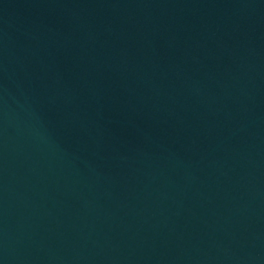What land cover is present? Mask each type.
<instances>
[{"label":"water","instance_id":"obj_1","mask_svg":"<svg viewBox=\"0 0 264 264\" xmlns=\"http://www.w3.org/2000/svg\"><path fill=\"white\" fill-rule=\"evenodd\" d=\"M0 264H264V0H0Z\"/></svg>","mask_w":264,"mask_h":264}]
</instances>
